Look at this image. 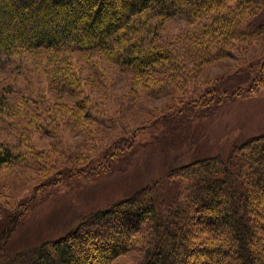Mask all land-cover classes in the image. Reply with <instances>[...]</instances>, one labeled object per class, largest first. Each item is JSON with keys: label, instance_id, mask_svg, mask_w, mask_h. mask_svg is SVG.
Instances as JSON below:
<instances>
[{"label": "rangeland", "instance_id": "1", "mask_svg": "<svg viewBox=\"0 0 264 264\" xmlns=\"http://www.w3.org/2000/svg\"><path fill=\"white\" fill-rule=\"evenodd\" d=\"M159 18L162 24L149 43L171 48L173 60L147 77L108 52L23 51L0 65V88L8 90L14 110L13 126L2 137L12 142L25 131L23 142L32 152L0 167V254L56 239L91 212L157 179L173 204L180 199V184L167 178V170L196 158L227 157L238 144L264 134V37L234 40L226 55L203 61L193 47L199 24ZM253 18L264 23V9ZM65 81L73 82L76 91L65 89ZM226 91L242 95L223 100L211 113L193 114L201 100ZM83 96L97 102L102 123L88 117L86 108L77 116L75 104ZM38 102L50 105L32 119ZM169 112L176 117L150 125ZM49 116L54 120L45 121ZM126 134L134 143L106 172L87 177L73 171L74 161L83 168L102 163L105 148ZM17 211L21 222L5 232ZM152 236L149 228L137 235L136 246L114 264H142Z\"/></svg>", "mask_w": 264, "mask_h": 264}, {"label": "trees", "instance_id": "2", "mask_svg": "<svg viewBox=\"0 0 264 264\" xmlns=\"http://www.w3.org/2000/svg\"><path fill=\"white\" fill-rule=\"evenodd\" d=\"M261 8L264 0H0V65L23 51L108 52L147 77L173 60L171 48L149 43L162 24L159 17L199 24L193 47L206 58L203 61H211L226 55L234 40L264 37V23L253 21ZM64 88L77 89L71 81H65ZM7 93L0 88V167L23 153L32 154L23 142L25 131L12 142L2 137L14 123L9 121L14 110ZM240 95L242 91H226L201 100L193 114L211 113L223 100ZM48 105L35 103L32 119ZM75 107L77 116L86 108L88 117L103 119L97 102L90 103L85 96ZM173 115L164 113L150 125ZM50 119L54 120L49 116L45 121ZM121 127L125 129L122 122ZM113 143L103 151L102 163L89 164V169L74 161L73 171H84L87 177L106 172L128 154L134 141L126 134ZM165 175L180 184L175 203L165 200L162 180L157 179L91 212L56 239L13 255L1 253L0 264H114L148 228L154 229V237L142 264H264V134L238 144L227 157L196 158ZM21 215L18 211L12 215L4 231L13 232Z\"/></svg>", "mask_w": 264, "mask_h": 264}]
</instances>
